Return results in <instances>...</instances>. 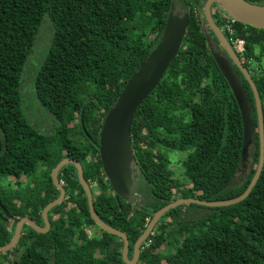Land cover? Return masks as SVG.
<instances>
[{
	"label": "trees",
	"instance_id": "1",
	"mask_svg": "<svg viewBox=\"0 0 264 264\" xmlns=\"http://www.w3.org/2000/svg\"><path fill=\"white\" fill-rule=\"evenodd\" d=\"M204 1L0 0V204L8 215L5 225L0 222V246L9 242L22 217L42 226L41 209L58 195L49 174L63 158L80 164L93 211L126 236L128 259L151 214L162 206L177 198L227 200L245 190L258 153L253 97L233 67L252 126L251 163L238 183L235 177L246 151L240 115L214 59L225 55L211 32L204 34L201 28ZM245 1L264 6V0ZM175 6L188 15L187 27L176 56L131 120V164L139 181L131 183L129 199L123 201L101 172L98 133L105 113L156 45ZM210 13L222 31L221 11L213 8ZM44 17L52 34L32 87L53 120L48 134L28 123L19 95L21 71ZM234 29V37L242 40L234 54L261 106L263 162L258 178L242 201L214 208L204 219L188 220L206 209L195 204L165 212L140 244L136 264H264V30L236 22ZM170 151L185 154L181 179L170 168L165 154ZM56 179L64 199L48 210V230L40 234L24 225L15 245L0 254V264H124L120 239L90 219L74 167L62 166ZM66 203L73 208L65 209ZM95 227L99 233L89 236L86 228ZM16 246L21 251L7 260Z\"/></svg>",
	"mask_w": 264,
	"mask_h": 264
},
{
	"label": "water",
	"instance_id": "2",
	"mask_svg": "<svg viewBox=\"0 0 264 264\" xmlns=\"http://www.w3.org/2000/svg\"><path fill=\"white\" fill-rule=\"evenodd\" d=\"M214 4L220 7L218 10L224 13L227 17L233 19L236 23L256 30H264V6L249 4L245 0H205L201 7V13L199 14V20L201 21L203 33L206 34L207 30L210 31L217 41L219 49L225 55V57L222 55H216L214 59L217 66L220 68L223 78L226 81L234 99L236 100L240 115L242 143L244 149H246L248 144L251 142L250 138L252 134V126L249 120V110L244 99V94L233 67L240 72L252 93L253 107L256 117L258 153L255 170L245 190L237 197L227 200L201 201L195 198H177L174 201L162 206L151 214V218L145 229L133 243L131 256L128 259V241L126 236L118 230L102 223L93 211L90 187L82 178L80 164L72 159L63 158L51 169L49 174L51 184L57 190L58 195L54 200L47 203L41 209L40 218L42 226L40 227L36 225L26 217L18 219L14 224L12 237L9 242L0 246V254L7 252L15 245L23 225H26L34 232L40 234L45 233L48 230V210L60 204L64 199V189L58 183L56 175L59 169L67 164L73 166L76 171V179L86 199L89 216L94 225L103 232L116 236L120 239L122 244L120 251L121 260L124 264H136L140 244L148 236L158 219L168 210L187 204H195L206 208L202 213L188 218V220L196 221L206 218L212 213L214 208L237 204L248 195L258 178L263 162L261 106L248 72L242 67L221 30L218 29L213 22L210 8ZM187 22L188 15L186 13L181 14L179 17L177 15H173L172 13L168 14L161 34L157 39L156 45L140 62L137 69L132 74L131 78L125 83L115 102L108 109L102 119L98 133L97 149L101 172L108 182L112 193L123 201L129 199L130 187L132 183L129 177L130 167L133 168V165L131 164L132 154L129 144V126L131 120L140 103L156 86L168 64L176 56L187 27ZM7 220L8 215L5 213L4 208L0 204V222L5 225Z\"/></svg>",
	"mask_w": 264,
	"mask_h": 264
},
{
	"label": "rangeland",
	"instance_id": "3",
	"mask_svg": "<svg viewBox=\"0 0 264 264\" xmlns=\"http://www.w3.org/2000/svg\"><path fill=\"white\" fill-rule=\"evenodd\" d=\"M217 8L220 9L218 5H212L210 9ZM173 15H177L178 17L182 14L181 11L178 9L177 6L174 7L172 11ZM52 28L46 18L44 17L41 21V24L37 30L30 54L28 55L23 69L21 71L20 80H19V95H20V108L22 114L28 121V123L34 127L37 131L48 134L52 132L53 129V120L50 115L39 105L37 100L33 94V77L35 72L37 71L40 62L42 61L43 57L45 56V52L47 46L49 44ZM251 142L246 147L245 156L243 165L242 162L240 163L241 170L238 171L236 174L235 180L241 182L244 178V175L248 172L250 163H251ZM166 157L170 162V168L174 172V176L176 178H180V173L182 172L181 168V161L184 157V153H177V152H165ZM129 177L131 179L132 185H136L139 181V176L137 171L130 167ZM181 179V178H180ZM9 182H13V179L8 178ZM25 180L24 177L20 178V181L23 182ZM235 182V181H234ZM94 189V185L91 186ZM95 191V190H94ZM93 192V191H92ZM67 205V206H66ZM66 208H73V204L66 203ZM203 211L199 212L202 213ZM197 213V214H199ZM196 215V214H195ZM194 216V215H193ZM55 218V216L53 217ZM88 235L97 234L99 233L97 228H86ZM162 247L158 249L160 252ZM21 251L20 246H16L15 251L11 254H8L7 260H11L12 257H16L17 254Z\"/></svg>",
	"mask_w": 264,
	"mask_h": 264
},
{
	"label": "built area",
	"instance_id": "4",
	"mask_svg": "<svg viewBox=\"0 0 264 264\" xmlns=\"http://www.w3.org/2000/svg\"><path fill=\"white\" fill-rule=\"evenodd\" d=\"M220 16H221V19L223 20L222 21V31L226 33L225 39H226L227 43L232 48V50L238 51V49H240V47L242 45V40L237 38V37H234L235 21L233 19H231L230 17H227L224 13L220 14Z\"/></svg>",
	"mask_w": 264,
	"mask_h": 264
},
{
	"label": "flooded vegetation",
	"instance_id": "5",
	"mask_svg": "<svg viewBox=\"0 0 264 264\" xmlns=\"http://www.w3.org/2000/svg\"><path fill=\"white\" fill-rule=\"evenodd\" d=\"M36 225H37V224H36ZM23 226H24V225H23ZM23 226H22V227H23ZM38 226H39V225H38ZM40 227H41V226H40ZM20 233H21V232H20ZM19 236H20V235H19Z\"/></svg>",
	"mask_w": 264,
	"mask_h": 264
}]
</instances>
